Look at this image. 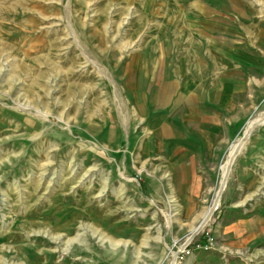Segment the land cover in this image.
I'll use <instances>...</instances> for the list:
<instances>
[{
  "label": "rangeland",
  "instance_id": "1",
  "mask_svg": "<svg viewBox=\"0 0 264 264\" xmlns=\"http://www.w3.org/2000/svg\"><path fill=\"white\" fill-rule=\"evenodd\" d=\"M198 1L0 0V264H264V68L202 175L152 147L137 92L141 45L182 46ZM208 1L264 44V0Z\"/></svg>",
  "mask_w": 264,
  "mask_h": 264
},
{
  "label": "crops",
  "instance_id": "2",
  "mask_svg": "<svg viewBox=\"0 0 264 264\" xmlns=\"http://www.w3.org/2000/svg\"><path fill=\"white\" fill-rule=\"evenodd\" d=\"M189 10L187 34L177 43L182 46L150 40L134 65L145 119L156 132L152 147L159 146L158 154L176 169L202 175L217 167L254 109L253 80L264 68V44L253 45L255 38L224 5L201 0Z\"/></svg>",
  "mask_w": 264,
  "mask_h": 264
},
{
  "label": "trees",
  "instance_id": "3",
  "mask_svg": "<svg viewBox=\"0 0 264 264\" xmlns=\"http://www.w3.org/2000/svg\"><path fill=\"white\" fill-rule=\"evenodd\" d=\"M144 184L145 183H141L142 186H144ZM211 239L212 235H210L209 230L205 234L195 235L191 243L188 244L186 251H197L201 244L209 246Z\"/></svg>",
  "mask_w": 264,
  "mask_h": 264
},
{
  "label": "bare ground",
  "instance_id": "4",
  "mask_svg": "<svg viewBox=\"0 0 264 264\" xmlns=\"http://www.w3.org/2000/svg\"><path fill=\"white\" fill-rule=\"evenodd\" d=\"M249 131H250V130H249ZM234 148H235V147H234ZM231 154H233V153H231ZM231 154H230V155H231ZM230 157H231V156H230ZM228 162H229V161H228ZM227 165H228V164H227ZM227 167H228V166H227ZM224 181H225V180H224ZM222 187H223V186H222ZM224 187H225V186H224Z\"/></svg>",
  "mask_w": 264,
  "mask_h": 264
}]
</instances>
